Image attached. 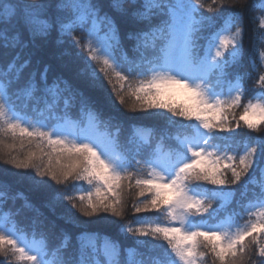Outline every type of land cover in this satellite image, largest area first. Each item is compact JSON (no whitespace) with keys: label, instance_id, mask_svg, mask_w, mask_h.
<instances>
[{"label":"snow or ice","instance_id":"6c2138e0","mask_svg":"<svg viewBox=\"0 0 264 264\" xmlns=\"http://www.w3.org/2000/svg\"><path fill=\"white\" fill-rule=\"evenodd\" d=\"M0 164L8 264H264V0H0Z\"/></svg>","mask_w":264,"mask_h":264},{"label":"trees","instance_id":"16d2710c","mask_svg":"<svg viewBox=\"0 0 264 264\" xmlns=\"http://www.w3.org/2000/svg\"><path fill=\"white\" fill-rule=\"evenodd\" d=\"M251 36V28L249 26V30L246 34V37H245V48L248 49L249 45H250V40H249V37ZM247 60H245V69L244 70H247ZM258 75L259 73L258 72H254L253 73V79L252 80H249L247 81V86L248 87H254L255 85V79L258 78ZM122 111H126V109H121ZM128 115H133L132 113H128ZM144 123H149L147 121H145ZM246 131V130H245ZM0 167H4V168H7L9 167L8 165H4V164H0ZM50 183H52L51 181H49ZM55 186V185H54ZM84 187L86 188L87 185L85 184ZM26 193H27V189L24 188L23 189ZM136 189H131V190H128L127 193H126V200H127V203H126V208H125V214H126V218H131L133 216V209H132V205H133V202L134 200L137 198L136 197ZM29 194L30 196H32V198L34 200H36V197L34 194L32 193H27ZM37 203L39 202L38 200L36 201ZM77 215H79V213L77 212ZM102 215H107V214H102ZM111 220H117L118 222L120 223H123L124 221H120L119 218L117 217H109ZM81 219H84V217H81ZM243 221H240V223H242ZM101 231H106L109 235H112L114 238L116 239H119L121 241L122 244H130L131 243V240L130 239H125L123 236H117L116 235V231L115 229H105V228H101L100 229ZM11 258H5L4 256H0V261H5V264H8V260H10ZM208 264H212V258L209 257L208 259Z\"/></svg>","mask_w":264,"mask_h":264},{"label":"rangeland","instance_id":"374dc122","mask_svg":"<svg viewBox=\"0 0 264 264\" xmlns=\"http://www.w3.org/2000/svg\"><path fill=\"white\" fill-rule=\"evenodd\" d=\"M169 102L172 104L187 103V98L183 93L177 91L170 97Z\"/></svg>","mask_w":264,"mask_h":264}]
</instances>
